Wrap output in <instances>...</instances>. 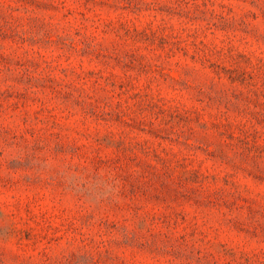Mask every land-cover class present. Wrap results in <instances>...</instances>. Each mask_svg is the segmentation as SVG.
Returning <instances> with one entry per match:
<instances>
[{
	"label": "rangeland",
	"instance_id": "rangeland-1",
	"mask_svg": "<svg viewBox=\"0 0 264 264\" xmlns=\"http://www.w3.org/2000/svg\"><path fill=\"white\" fill-rule=\"evenodd\" d=\"M0 264H264V0H0Z\"/></svg>",
	"mask_w": 264,
	"mask_h": 264
}]
</instances>
